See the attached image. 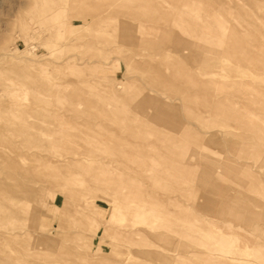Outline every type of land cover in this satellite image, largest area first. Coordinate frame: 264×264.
<instances>
[{"label": "rangeland", "instance_id": "obj_1", "mask_svg": "<svg viewBox=\"0 0 264 264\" xmlns=\"http://www.w3.org/2000/svg\"><path fill=\"white\" fill-rule=\"evenodd\" d=\"M0 264H264V0H0Z\"/></svg>", "mask_w": 264, "mask_h": 264}]
</instances>
